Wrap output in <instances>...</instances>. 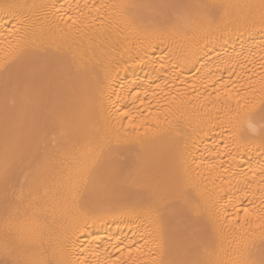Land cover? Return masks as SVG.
Listing matches in <instances>:
<instances>
[{
    "label": "snow or ice",
    "instance_id": "snow-or-ice-1",
    "mask_svg": "<svg viewBox=\"0 0 264 264\" xmlns=\"http://www.w3.org/2000/svg\"><path fill=\"white\" fill-rule=\"evenodd\" d=\"M2 8L16 24L6 36L0 34V74L5 77L0 264H264V40L247 49H233L232 54L217 52L215 71L209 67L213 58L201 63L197 72L202 75L198 86L192 85V95L178 92L167 100L165 94L168 113L203 109L204 117L219 121V127L228 132L231 140H224L222 149L217 145L209 150L213 158L208 160L194 155L189 159L184 152L145 159L143 141L139 147L132 146L133 156L124 155L119 137L113 144L108 135L114 124L105 105L112 98L114 78L108 72L101 77L96 66L81 64L75 72L72 65L50 63L17 67L34 43L36 31L43 34L51 26V16L65 21L66 30L58 24L56 28L68 45L82 39L91 43L89 33L96 31L97 21L103 25L118 18L137 37L140 63H146L143 56L158 45L168 55L180 49L185 62L199 63L201 44L224 32L225 22L240 34L256 29L264 34V0H85L83 5H68L67 11L56 0L5 3ZM73 11L75 16L69 14ZM8 37L12 39L5 47ZM152 67L159 72L165 65L153 62ZM127 94L135 114L117 112L121 127L125 118L128 127H137V120L147 123V117L160 123L162 113L151 112L150 102L144 111L136 107V100L144 103L139 91L129 88ZM234 120L240 125L236 132ZM49 137L52 149L45 146L42 151ZM251 150L259 153L254 164L244 160V153ZM225 172L236 180L235 186L228 181L230 187L247 200L234 205V222L225 224L219 213L215 217L220 236L225 228L240 234L231 250L215 236L205 239L191 230L194 221L212 218L211 210L201 205V179L223 180ZM211 199L214 208L224 196L215 193ZM101 203L107 205L106 214L141 222L144 243L136 245L135 257L131 245H113L119 256H101L92 249L90 260L79 244L80 234ZM248 229L258 232L259 243L249 238L255 233L249 234ZM169 230L174 241L165 258Z\"/></svg>",
    "mask_w": 264,
    "mask_h": 264
},
{
    "label": "bare ground",
    "instance_id": "bare-ground-1",
    "mask_svg": "<svg viewBox=\"0 0 264 264\" xmlns=\"http://www.w3.org/2000/svg\"><path fill=\"white\" fill-rule=\"evenodd\" d=\"M52 2H56V0H0V34L6 36L7 32L16 24L13 17L3 11V4ZM87 2L92 3L93 0H87ZM96 2L99 3L100 0H96ZM133 2L159 3L161 0H133ZM186 2H197V0H186ZM217 2L235 3L238 0H217ZM58 3L64 5L67 11L68 5H74L75 3L83 5L85 0H58ZM69 14L76 15L74 11ZM65 19L67 20V17ZM50 20L52 21L51 26L43 34L39 30L36 31L33 37L34 43L17 67L50 63L56 67L72 65L75 72V66L84 64L90 67L96 66V70L101 77L105 72L110 73L114 78L112 80L114 88L110 89L113 93L112 98L106 103L105 108L112 113L114 130H110L108 135L113 144L116 143V139L119 137L124 155L133 156L132 146L139 147L138 142L143 141L142 155L145 159H152L161 153L179 154L184 152L190 154L189 159L194 155L197 160L201 158L208 160L213 158L209 155V150L214 149L217 145L222 149L224 140H231L228 132L219 127V121L209 120L202 115L203 109L197 110L189 107L184 112L177 111L172 114L167 112L169 107L167 100H171L178 92L192 95V85L197 84L198 86V77L202 75V73L197 72V69L201 67V63L211 57L214 62L209 64V67L215 71L217 52L232 54L233 49H247L259 45L261 40H264V34L259 29L251 33L245 31L240 34L234 31L233 24L225 22L222 24L225 29L224 32H216L208 43L201 44L203 50L199 53V63L185 62L182 59V50L180 49L168 55L163 50V46L158 45L148 55L143 56L146 63L142 64L137 60V57L141 55L137 37L130 33L118 18L109 19L103 25L97 21L95 24L96 31L89 33L91 43H89V40L82 39L75 45L66 44L56 28L58 24L60 28L66 30L65 21L60 20L57 16H51ZM67 23L70 24L71 21L68 20ZM8 39L12 38L5 39V47H7ZM205 52H207V55H205ZM161 56H164L163 61H161ZM153 62H162L165 67L159 72L153 71ZM206 73L207 70L203 74ZM4 80V75L0 74V126L3 125ZM134 81L135 83H133ZM129 88L140 92L144 103L141 104L140 100H136L135 104L141 111L148 108L150 102L151 108L149 110L151 112L162 113L158 117L160 123L153 122L155 117H147V113H145L147 123L137 120V127H128V121L125 118L123 120L124 127L120 126L121 121L117 116V112L132 111L135 114L132 97L127 94ZM145 89L148 91L147 96L144 95ZM201 91L203 90L201 89ZM153 92H155V96H153ZM165 94H167V100ZM108 111L105 112L106 116ZM197 111L201 115H197ZM224 119L227 121L229 117L225 116ZM233 123L235 125L233 131L236 132L240 125L235 120ZM225 127H228V125L225 124ZM1 131L4 132L3 127ZM45 146L49 151L52 149L51 137L44 145H41L42 151ZM3 150L4 133L0 137V164L3 162ZM231 150L235 151L236 149L232 148ZM222 158L225 161L228 160L227 156H222ZM258 158L259 153L255 150L244 153V160L251 159L253 164ZM237 160L239 161V157ZM244 168H247V164L244 165ZM25 170L31 171L30 169ZM18 176L19 179L23 180V173H19ZM223 176V180L216 178L214 182L211 177L201 179L199 189L204 197L201 200V205L206 211L211 210L212 218L207 221H194L191 230L201 238L206 239L215 236L218 243L231 250L237 246L240 234H234L225 228L223 235L220 236L217 233L218 224L215 217L219 213L225 224L229 220L234 222V205H239L241 202L246 204L247 200L243 198L242 193L236 192L235 187H230L228 181H231L232 186L236 185V180L232 179L231 174L225 172ZM215 193H220L224 196V199L213 208L214 201L211 199V195ZM3 195L4 189L2 183H0V206H2ZM106 206V203L98 205V213L89 221L88 226L80 234L79 244L87 250L86 254L89 255L90 260L93 255L92 249L101 256L108 253H111L113 257L119 256L120 253L116 252L113 245H131L135 257L137 255L135 252L136 245L144 243L141 239L144 234L141 222L119 215L106 214L104 212ZM65 227H70V225L65 224ZM248 233H255V235H250L249 238L257 239L258 232L255 229H248ZM173 241L174 238L169 230L165 233V258H168V252L173 245ZM257 243H259L258 239Z\"/></svg>",
    "mask_w": 264,
    "mask_h": 264
},
{
    "label": "rangeland",
    "instance_id": "rangeland-1",
    "mask_svg": "<svg viewBox=\"0 0 264 264\" xmlns=\"http://www.w3.org/2000/svg\"><path fill=\"white\" fill-rule=\"evenodd\" d=\"M2 127H3V125L0 126V137H1L2 133H4V132L1 131Z\"/></svg>",
    "mask_w": 264,
    "mask_h": 264
}]
</instances>
